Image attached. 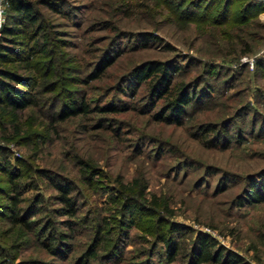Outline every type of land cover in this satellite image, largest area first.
Wrapping results in <instances>:
<instances>
[{
  "label": "rangeland",
  "instance_id": "obj_1",
  "mask_svg": "<svg viewBox=\"0 0 264 264\" xmlns=\"http://www.w3.org/2000/svg\"><path fill=\"white\" fill-rule=\"evenodd\" d=\"M28 1L67 43L71 67L80 69V77L105 51L118 57L100 80L76 84L73 91L58 95L59 102L52 99L53 106L51 94H42L40 110L28 111L26 121L34 128L49 124L57 103L68 98L85 99L91 107L88 114L56 122L37 146L0 139L10 161L32 156L34 188L24 190L23 205L35 194L44 199L33 232L10 227L3 217L7 211L0 212V264H80L78 258L94 244L96 225L105 223L109 232L102 235L98 258L87 264H118L120 256L125 259L120 264H183L197 233L212 236L252 264H264V204L237 203L251 179L264 180V68L255 66L257 60L264 64V11L247 19V26L213 27L197 19L179 20L162 0H54L61 14L39 5L41 0ZM247 1L235 2V18L243 16ZM7 4L1 0L0 40L10 21ZM148 61L183 65L176 81L197 78L200 88H212L209 97L187 107L181 125L156 120L154 113L163 104L154 105L146 85L135 87L126 78L131 69ZM119 85L132 91L121 94ZM107 104L119 111L95 110ZM203 124L218 130L224 125L233 137L230 145H208L200 131ZM83 164L97 171L90 182ZM44 169L54 182L68 179L76 187L73 229L63 224L68 218L54 211L61 205L40 172ZM120 182L142 188L148 202L156 197L164 219L191 229L179 239L181 254L173 263L166 262L165 249L155 236L142 231L153 221L146 218L126 230L117 249L109 251L116 238L115 223L121 219V204L114 201ZM0 203H6L1 196ZM48 223L56 235H68L57 256L42 246L41 229Z\"/></svg>",
  "mask_w": 264,
  "mask_h": 264
},
{
  "label": "trees",
  "instance_id": "obj_2",
  "mask_svg": "<svg viewBox=\"0 0 264 264\" xmlns=\"http://www.w3.org/2000/svg\"><path fill=\"white\" fill-rule=\"evenodd\" d=\"M240 0H162L166 9L179 20L197 21L198 23H210L213 27L222 25H233L240 23L247 26V19L256 13L264 11V2L250 0L245 3L243 16L235 18L233 5ZM8 11L10 21L2 29L0 40V139L6 143H14L17 146H37L46 139V131L53 128L56 122L86 115L91 111L90 105L85 99L68 98L62 100L56 113L53 114L49 124L32 127L26 121L27 112L40 110L42 94H51L49 102H59L62 93L73 91L76 84L88 85L92 81L100 80L108 68H110L117 53L111 55L105 51L98 57L94 67L84 77L79 76L80 69L71 67L69 55L65 51V41L59 39L49 23L40 14V11L28 0H8ZM39 5L61 14V10L54 0H41ZM216 12L214 14H211ZM250 14V15H249ZM237 20L239 22H237ZM232 22V23H231ZM231 23V24H230ZM256 68L263 69L261 60L255 62ZM184 67L178 63L167 61L144 62L127 74L135 87L146 85L149 97L155 103L163 105L154 113L156 120L171 124L181 125L183 117L189 105L211 95L212 88H200L198 79L191 82H178L176 77ZM208 72V71H206ZM49 78H53L49 80ZM123 83V81H122ZM130 87L120 86L117 90L123 94ZM132 91V89L130 90ZM59 95V96H58ZM209 95V96H208ZM50 98V99H49ZM100 113H116L119 108L107 104L95 109ZM52 122V123H51ZM222 125V124H221ZM42 128V130L40 129ZM216 127V126H215ZM200 131L205 134V142L210 146H229L233 140L224 125L218 130L211 124L200 125ZM210 137H207L209 136ZM7 149L0 146V196L6 203H0V212L7 211V222L10 227L20 228L26 232L35 229L34 218L41 214L42 195H33L31 202L26 207L22 198L24 190L34 188L30 183L32 156L26 159H14L10 161L7 157ZM36 152V151H35ZM84 165V164H83ZM84 167L89 176L86 181L90 182L97 174L95 168L89 164ZM56 191V200L61 205L55 209L58 216L68 219L63 221L64 226L73 229V221L77 219L78 203L74 198L75 185L68 179L54 182V176L50 171H40ZM40 173V174H41ZM117 197L120 206V218L115 223L116 238L113 247L109 251L117 249V242L122 234L131 227H135L143 219L153 220L148 230H142L148 235H154L157 242L164 247L167 263H173L181 254L178 244L179 239L186 238L190 228L175 224L164 219L158 199L152 196L148 202L143 194L142 188L135 190L133 185L119 183ZM138 200H143V203ZM239 206L243 204H264V180L251 179L245 187L243 195L237 201ZM146 204V205H145ZM4 209V210H3ZM51 225L42 226L44 234L43 248L52 256H57L62 248L66 247V234L56 235L51 231ZM107 224L96 225L94 230V244L78 258L80 264L98 258V250L104 242L102 235L109 232ZM192 246L187 253L183 264H252L238 253L220 246L217 241L206 233H197L192 239ZM111 255V254H110ZM125 259L119 257L118 264ZM40 264V263H32Z\"/></svg>",
  "mask_w": 264,
  "mask_h": 264
},
{
  "label": "built area",
  "instance_id": "obj_3",
  "mask_svg": "<svg viewBox=\"0 0 264 264\" xmlns=\"http://www.w3.org/2000/svg\"><path fill=\"white\" fill-rule=\"evenodd\" d=\"M260 1H263L264 2V0H260ZM3 13V11H2V9H1V0H0V15ZM0 26H1V24H0Z\"/></svg>",
  "mask_w": 264,
  "mask_h": 264
},
{
  "label": "clouds",
  "instance_id": "obj_4",
  "mask_svg": "<svg viewBox=\"0 0 264 264\" xmlns=\"http://www.w3.org/2000/svg\"><path fill=\"white\" fill-rule=\"evenodd\" d=\"M3 23V17H2V15H0V24H2Z\"/></svg>",
  "mask_w": 264,
  "mask_h": 264
}]
</instances>
